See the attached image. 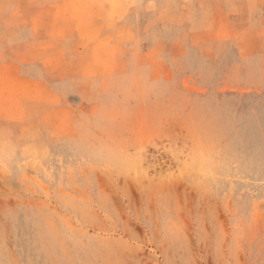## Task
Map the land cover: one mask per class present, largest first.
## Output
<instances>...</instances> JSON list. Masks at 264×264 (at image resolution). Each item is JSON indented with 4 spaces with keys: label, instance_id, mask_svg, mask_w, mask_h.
I'll return each instance as SVG.
<instances>
[{
    "label": "rangeland",
    "instance_id": "rangeland-1",
    "mask_svg": "<svg viewBox=\"0 0 264 264\" xmlns=\"http://www.w3.org/2000/svg\"><path fill=\"white\" fill-rule=\"evenodd\" d=\"M155 1L0 0V264H264V0Z\"/></svg>",
    "mask_w": 264,
    "mask_h": 264
},
{
    "label": "crops",
    "instance_id": "crops-1",
    "mask_svg": "<svg viewBox=\"0 0 264 264\" xmlns=\"http://www.w3.org/2000/svg\"><path fill=\"white\" fill-rule=\"evenodd\" d=\"M46 0H35V5L37 8H41L42 10L43 9H46L49 5V3H47L45 5V2ZM136 4L137 5H143V6H149L151 3L155 4L156 6H159L158 3L155 1V0H135ZM220 2V0H219ZM208 4V2H206ZM212 5H214L215 7L217 6L218 2H214V1H211L210 2Z\"/></svg>",
    "mask_w": 264,
    "mask_h": 264
}]
</instances>
